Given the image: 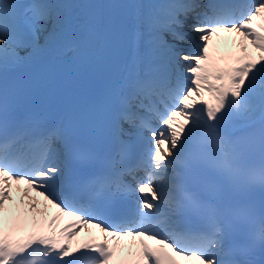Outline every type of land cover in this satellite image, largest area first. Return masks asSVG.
<instances>
[{"label": "snow or ice", "instance_id": "obj_1", "mask_svg": "<svg viewBox=\"0 0 264 264\" xmlns=\"http://www.w3.org/2000/svg\"><path fill=\"white\" fill-rule=\"evenodd\" d=\"M65 8L0 0V74L58 40ZM220 33L232 34L235 53L210 51H219ZM133 39L146 64L129 69L90 138L17 112L7 90L0 98V264H114L125 240L139 245L133 264H264L253 237L230 242L227 218L243 210L220 183L241 159L226 121L258 120L264 158V0H163L138 14ZM202 132L207 140L190 154ZM63 217L71 222L57 231ZM91 228L99 240L74 247L72 238Z\"/></svg>", "mask_w": 264, "mask_h": 264}, {"label": "bare ground", "instance_id": "obj_2", "mask_svg": "<svg viewBox=\"0 0 264 264\" xmlns=\"http://www.w3.org/2000/svg\"><path fill=\"white\" fill-rule=\"evenodd\" d=\"M41 42H43V39L41 40ZM25 54V51H21L20 55L23 56Z\"/></svg>", "mask_w": 264, "mask_h": 264}]
</instances>
